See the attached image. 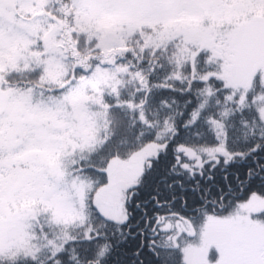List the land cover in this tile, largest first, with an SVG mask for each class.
I'll return each instance as SVG.
<instances>
[{
	"label": "snow or ice",
	"instance_id": "obj_1",
	"mask_svg": "<svg viewBox=\"0 0 264 264\" xmlns=\"http://www.w3.org/2000/svg\"><path fill=\"white\" fill-rule=\"evenodd\" d=\"M0 264H264V0H0Z\"/></svg>",
	"mask_w": 264,
	"mask_h": 264
}]
</instances>
